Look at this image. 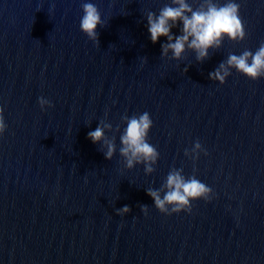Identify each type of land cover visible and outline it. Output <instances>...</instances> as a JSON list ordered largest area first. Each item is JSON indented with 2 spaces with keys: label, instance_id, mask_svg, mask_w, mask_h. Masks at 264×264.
Wrapping results in <instances>:
<instances>
[{
  "label": "water",
  "instance_id": "water-1",
  "mask_svg": "<svg viewBox=\"0 0 264 264\" xmlns=\"http://www.w3.org/2000/svg\"><path fill=\"white\" fill-rule=\"evenodd\" d=\"M235 2L245 38L225 37L198 63L187 50L161 57L166 38L150 41L146 13L171 0H0V264H264V77L208 78L264 43V0ZM83 3L100 13L98 43L80 30ZM144 112L159 153L150 174L119 155L121 118ZM101 122L111 160L87 138ZM173 168L210 198L160 213L146 190Z\"/></svg>",
  "mask_w": 264,
  "mask_h": 264
},
{
  "label": "clouds",
  "instance_id": "clouds-1",
  "mask_svg": "<svg viewBox=\"0 0 264 264\" xmlns=\"http://www.w3.org/2000/svg\"><path fill=\"white\" fill-rule=\"evenodd\" d=\"M240 4L235 0H225L218 4L214 0H201L199 6L193 9L186 0H171V5L166 4L159 13L148 11L146 13V27L150 41L155 44L160 37L166 38V43L161 44V57H167L171 53V59L179 60L187 50L195 53L196 62L200 63L209 58V50H217L221 47L226 37L229 41L240 42L245 38V30L239 15ZM83 16L80 20V30L89 40L98 43L97 26L103 27L100 13L93 3L82 4ZM181 25L179 35H174L172 29ZM146 59V58H145ZM235 69L245 77L256 80L264 77V43L253 53L244 50L240 55L229 54L227 59L208 74L211 81L223 84L226 77ZM187 71V68L184 70ZM38 104L43 111L45 106L52 107L49 100L39 97ZM0 108V135L7 129V125ZM126 128L121 133L119 155L122 157L124 167L132 169L135 165L143 164L145 174L154 171L159 153L154 146L147 141V136L153 121L149 113L128 117L123 116ZM112 130L110 123L101 122L94 131L87 133V138L93 144H100L106 160H111L115 151V137L108 138L105 131ZM119 126H117V131ZM201 144L197 141L191 150V156L196 158L200 152ZM185 156L190 155L185 150ZM206 154V153H205ZM182 169L169 171L165 182L159 189L148 188L146 194L151 197L154 207L163 214L170 215L180 211L190 212L191 201L197 199L208 200L211 189L198 180L195 175L185 177ZM163 194V195H162ZM140 211L147 214L148 206L140 205ZM130 212L129 206L117 209L116 214L123 216Z\"/></svg>",
  "mask_w": 264,
  "mask_h": 264
}]
</instances>
